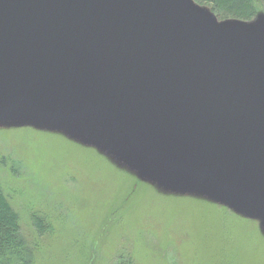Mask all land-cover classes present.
I'll use <instances>...</instances> for the list:
<instances>
[{
    "label": "water",
    "instance_id": "water-1",
    "mask_svg": "<svg viewBox=\"0 0 264 264\" xmlns=\"http://www.w3.org/2000/svg\"><path fill=\"white\" fill-rule=\"evenodd\" d=\"M12 118L105 134L264 226L263 15L219 21L193 0H0V122Z\"/></svg>",
    "mask_w": 264,
    "mask_h": 264
},
{
    "label": "rangeland",
    "instance_id": "rangeland-1",
    "mask_svg": "<svg viewBox=\"0 0 264 264\" xmlns=\"http://www.w3.org/2000/svg\"><path fill=\"white\" fill-rule=\"evenodd\" d=\"M89 130L0 122V187L37 264H116L119 255L135 264H264L260 218L213 196L200 178L178 182L145 168L146 159L134 162L120 142ZM31 211L51 219L46 236Z\"/></svg>",
    "mask_w": 264,
    "mask_h": 264
},
{
    "label": "trees",
    "instance_id": "trees-1",
    "mask_svg": "<svg viewBox=\"0 0 264 264\" xmlns=\"http://www.w3.org/2000/svg\"><path fill=\"white\" fill-rule=\"evenodd\" d=\"M197 5L210 9L219 21L233 19L247 22L264 16V0H193ZM5 160L0 158V167ZM30 214V213H29ZM30 222L36 233L44 237L51 232V219L31 211ZM21 218L0 187V264H37V247L28 245L21 231ZM127 256L128 259L124 258ZM116 264H135L132 257L119 255Z\"/></svg>",
    "mask_w": 264,
    "mask_h": 264
}]
</instances>
